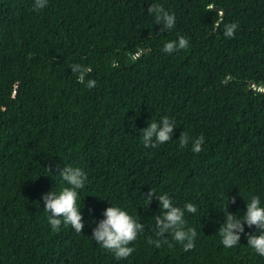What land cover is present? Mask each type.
<instances>
[{"label":"trees","instance_id":"obj_1","mask_svg":"<svg viewBox=\"0 0 264 264\" xmlns=\"http://www.w3.org/2000/svg\"><path fill=\"white\" fill-rule=\"evenodd\" d=\"M33 2L0 0V264H264L245 236L225 248L217 231L227 197L237 215L250 193L264 201V0H158L176 15L170 30L148 0ZM179 35L187 47L163 52ZM163 115L176 121L171 139L144 147L140 129ZM66 163L88 173L80 233L52 230L40 200L61 186L56 166ZM150 188L197 205L185 213L192 249L170 236L149 243L159 211L155 197L144 200ZM109 203L144 224L121 260L90 237V218Z\"/></svg>","mask_w":264,"mask_h":264},{"label":"clouds","instance_id":"obj_2","mask_svg":"<svg viewBox=\"0 0 264 264\" xmlns=\"http://www.w3.org/2000/svg\"><path fill=\"white\" fill-rule=\"evenodd\" d=\"M48 0H34L33 8L41 9L45 7ZM147 13L152 17L155 24L161 26V30H170L176 23V15L164 7L158 0H148ZM237 28L236 23H228L224 26V36L231 37ZM188 41L183 35L175 39H169L163 43L162 51L171 53L178 49L187 47ZM71 72L77 75L80 81H85L86 73L90 70L79 63L70 65ZM86 87L92 88L96 81L88 78L85 81ZM174 118L163 115L159 119H149L147 126L140 129V141L144 147H156L169 141L176 128ZM190 137L187 132L182 131L179 135V144L186 145ZM204 141V136L192 140L191 149L193 152H199ZM58 176L62 180L59 188L53 187L51 190L41 194L40 200L43 202V209L47 214L48 224L52 230H56L61 224L70 225L77 233L82 231L85 220L81 211L82 199L80 190L84 189L88 181V173L79 166L66 163L63 167L59 164ZM49 170V169H48ZM170 192H159L150 188L144 194V200L149 203L155 197L159 202V211L153 214L155 221V237L149 239V243L156 247L171 239L182 245L184 250L194 247V238L197 235L196 229L186 226L185 213H196L197 205L191 201L185 202L182 206L173 202ZM224 194H222L223 197ZM84 197V196H83ZM245 209L242 215H237L228 211V197L224 202V219L219 224L218 233L220 243L225 248H231L237 245L241 236H245L247 245L260 257H264V201L258 194L250 193L245 200ZM235 202V198H232ZM146 203V204H147ZM103 218L96 220L95 216L90 218L95 226L91 230L90 237L102 249L112 253L116 260L129 257L134 251L130 242L137 239L138 234L144 231V224L138 218L128 211L127 208L118 203H109L103 209ZM255 228L252 232L245 229ZM168 233L169 235H165ZM171 247L172 245L169 244Z\"/></svg>","mask_w":264,"mask_h":264},{"label":"water","instance_id":"obj_3","mask_svg":"<svg viewBox=\"0 0 264 264\" xmlns=\"http://www.w3.org/2000/svg\"><path fill=\"white\" fill-rule=\"evenodd\" d=\"M253 86V84L250 82V87H252ZM261 90H264V87L263 88H260Z\"/></svg>","mask_w":264,"mask_h":264},{"label":"rangeland","instance_id":"obj_4","mask_svg":"<svg viewBox=\"0 0 264 264\" xmlns=\"http://www.w3.org/2000/svg\"><path fill=\"white\" fill-rule=\"evenodd\" d=\"M263 88V87H262Z\"/></svg>","mask_w":264,"mask_h":264}]
</instances>
